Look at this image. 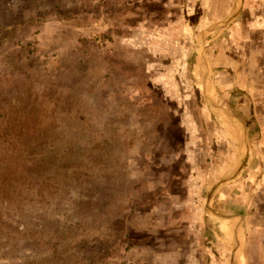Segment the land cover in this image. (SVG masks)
Returning a JSON list of instances; mask_svg holds the SVG:
<instances>
[{"label": "rangeland", "instance_id": "1", "mask_svg": "<svg viewBox=\"0 0 264 264\" xmlns=\"http://www.w3.org/2000/svg\"><path fill=\"white\" fill-rule=\"evenodd\" d=\"M239 222L264 264V0H0V264H234Z\"/></svg>", "mask_w": 264, "mask_h": 264}, {"label": "crops", "instance_id": "2", "mask_svg": "<svg viewBox=\"0 0 264 264\" xmlns=\"http://www.w3.org/2000/svg\"><path fill=\"white\" fill-rule=\"evenodd\" d=\"M239 137H240V136H238V138H239ZM237 227H238V230H239V236H238L237 239H235V237L232 236L230 233H228V232L222 230L227 236L232 237V239H230V240H231L232 244H234V246H233L234 248H235L236 244L238 243V241H239V240L241 241L242 230H243V228H245V227L242 225V222H239L238 225H237ZM234 248H233V250H231V251H233L231 255H232L233 260H234V259L236 260V264H238L237 259L239 258V256L241 255L242 258H243L242 251H241V249H240L239 252H238V255L234 257V254H235Z\"/></svg>", "mask_w": 264, "mask_h": 264}, {"label": "bare ground", "instance_id": "3", "mask_svg": "<svg viewBox=\"0 0 264 264\" xmlns=\"http://www.w3.org/2000/svg\"><path fill=\"white\" fill-rule=\"evenodd\" d=\"M236 137L238 138V136H236ZM217 215L219 218L224 219V220H230V219L235 218V216H230V215H225V214H220V213H217ZM241 244H242V242L239 240L238 243L236 244L235 248H234V251H235L234 257L238 255V252L241 249ZM233 263L236 264L235 259L233 260Z\"/></svg>", "mask_w": 264, "mask_h": 264}]
</instances>
